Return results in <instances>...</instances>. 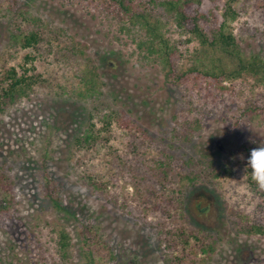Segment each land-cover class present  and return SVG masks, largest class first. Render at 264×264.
<instances>
[{
  "label": "rangeland",
  "instance_id": "1",
  "mask_svg": "<svg viewBox=\"0 0 264 264\" xmlns=\"http://www.w3.org/2000/svg\"><path fill=\"white\" fill-rule=\"evenodd\" d=\"M2 1L0 69L37 73L48 84L36 86L0 115V172L8 180L0 186V198L9 202L6 208L0 206V264H170L165 232L172 228L169 220L136 217L118 206L125 198L137 204L138 174L150 178L153 158L165 152L183 159L230 160L228 175L212 183L197 181L184 199L190 227L217 239L202 264H264V235L234 230L226 210L231 206L250 217L263 199L250 184L246 157L239 152L248 141L264 143V112H244L264 87L248 74L222 86L202 78L193 71L203 57L202 46L160 8L153 12L161 32L178 50L176 72L189 73L179 84L167 82L158 59L140 48L144 31L126 30L101 0ZM214 1L228 7L225 21L219 12L208 22L211 30L223 26L245 57L264 59V0ZM12 18L21 21L25 33L49 29L47 41L25 49L14 46ZM68 40L78 48L74 53L66 50ZM89 68L98 82L86 77ZM110 108L146 131L144 143L114 120L110 127L99 121ZM89 119L108 138L104 150L111 146L120 167L93 152L83 165L75 164L82 153L74 151L75 137ZM185 120L199 124L188 142L182 138ZM82 169L91 172V179L98 175L110 182L107 190L92 188ZM54 187L65 211L55 208L47 195ZM89 219L105 242L94 256L84 252L79 237L80 224ZM60 230L69 235L66 256L59 250Z\"/></svg>",
  "mask_w": 264,
  "mask_h": 264
},
{
  "label": "trees",
  "instance_id": "2",
  "mask_svg": "<svg viewBox=\"0 0 264 264\" xmlns=\"http://www.w3.org/2000/svg\"><path fill=\"white\" fill-rule=\"evenodd\" d=\"M2 2L0 0V4ZM101 3L106 7L108 14L121 21L122 27H125L126 30L144 31L139 46L142 49L144 47L147 54L154 55L158 59L167 82L179 84L182 80H186V74L189 73L177 74L175 55L178 50L161 32L160 21L153 12L155 8H160L169 15L177 29L198 40L204 54L198 62V67H195L193 71L201 74L202 78L222 86L226 80L248 74L264 87V59L257 55L245 57L235 38L224 32L223 26L214 30H211L208 26V22L217 18L219 12H221L225 21L227 4L215 2L214 0H107L105 3L101 0ZM13 6H15V3L9 9L13 10ZM21 25L19 19H11L10 39L14 46L19 45L25 49L40 44L42 40L47 41L46 31H50L49 29L25 33ZM61 37L60 34L56 39L59 41ZM68 41V46H66L68 52L74 53L78 50L72 40ZM86 77H89L92 83L98 82V76L94 69L89 68ZM47 84L48 80L37 73L29 75L28 72L19 73L14 67H2L0 69V115L8 107L14 105L20 97L34 92L36 86L46 88ZM92 88L88 89L87 93L91 92ZM244 112L246 114L264 112V89L258 95V99L252 101ZM92 120L89 119L82 131L75 137L74 151L82 152L77 156L75 164L78 166L83 165L81 161L93 152L104 162L120 167L116 152L111 151V146L110 150H104V148H108L109 140L104 135H100V131L96 129ZM101 120L108 127H110L113 120L116 121L121 128L131 130L136 134V139L142 141L141 143H144V138L147 137L145 135L146 131L141 126L127 118L119 110L110 108L107 113L102 114L99 121ZM196 125L198 128V122L184 121L182 138L187 142L194 133V126ZM102 130L107 132L108 128L103 127ZM256 146L257 144L251 141L242 144L239 155H244L247 158L249 152ZM231 157V160L237 158L235 155ZM152 161V165L148 167L152 172L150 178L146 180L145 175L138 174L139 180L136 183L138 186L135 187V193L139 198L137 204L132 206L126 198L119 205L116 204V201L115 204L126 214L136 217L142 216L144 219L149 215L166 217L172 225L170 230L165 231L168 235L166 238L167 248L170 251L167 261L170 264H202L211 256L217 239L213 234L206 233L202 229L190 227L183 213L185 209L183 206L184 199L189 188L193 187L197 181L203 180L212 183L215 179L228 175L231 170L230 160L227 158L224 161H215L193 156L183 159L174 156L170 152H165L163 156L153 158ZM82 172L89 178V185L92 188L98 191L107 190L110 182L103 181L98 175L93 176L91 179V172L87 169H82ZM46 178L48 179L49 176H46ZM249 179L256 193L263 197L262 201L256 205L253 214L249 217L243 214L241 210L231 206L226 210L234 230L245 235H264V189H260L251 178ZM6 181H8L6 176L0 172V186ZM55 189V187L52 188V191L47 189V195L54 202L53 206L55 208L65 211L64 207L55 198L57 191ZM8 203L4 198H0L2 208H6ZM80 226L79 237L82 248L85 253L94 256L99 252L100 247L105 244L100 231L95 227L93 219L82 222ZM68 236L65 230L59 231L58 244L63 256H66L69 248ZM201 255L204 256L203 259H201Z\"/></svg>",
  "mask_w": 264,
  "mask_h": 264
},
{
  "label": "clouds",
  "instance_id": "3",
  "mask_svg": "<svg viewBox=\"0 0 264 264\" xmlns=\"http://www.w3.org/2000/svg\"><path fill=\"white\" fill-rule=\"evenodd\" d=\"M244 171L248 172L251 180L260 189H264V143H259L249 152Z\"/></svg>",
  "mask_w": 264,
  "mask_h": 264
}]
</instances>
